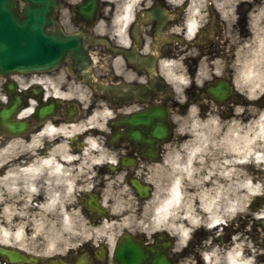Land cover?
<instances>
[{"label": "clouds", "instance_id": "obj_1", "mask_svg": "<svg viewBox=\"0 0 264 264\" xmlns=\"http://www.w3.org/2000/svg\"><path fill=\"white\" fill-rule=\"evenodd\" d=\"M97 2L90 26L73 20L84 0H59L53 16L67 37L107 42L84 45L90 66L81 75L68 57L51 71L0 75V105H9V80L18 93L42 90L15 113L21 131L0 128V264H78L82 257L117 264L126 235L143 237L146 247L166 237V264H264V204L253 207L264 201V0H163L169 23L159 46L153 23H141L157 0ZM27 7L16 0L19 14ZM133 48L154 57L151 72L129 63ZM154 79L165 91L151 103L167 119L154 151L142 154L128 139L113 143L112 122L150 105H116L94 85L126 94ZM217 83L226 92L208 95ZM42 102L60 107L36 119ZM69 104L76 106L70 119ZM125 158L134 165L122 167ZM101 248L105 256H94Z\"/></svg>", "mask_w": 264, "mask_h": 264}, {"label": "flooded vegetation", "instance_id": "obj_2", "mask_svg": "<svg viewBox=\"0 0 264 264\" xmlns=\"http://www.w3.org/2000/svg\"><path fill=\"white\" fill-rule=\"evenodd\" d=\"M86 0H84L85 2ZM81 5V4H80ZM163 5V0H157V4L153 7L151 10L152 12L149 13L148 17L146 19L141 20V23H153V34L157 35V46L162 42V29L167 26L169 21L162 15L161 8ZM101 7V6H100ZM100 7L97 11L96 17L100 14ZM79 8V5H76L73 7V11H75ZM73 20L75 23H84L85 25L90 26L93 22H89L87 19H85L81 14L75 13ZM241 23L243 24V18L241 20ZM86 34L91 40V42H87V44L91 45L93 43L96 44H107L106 41L101 40H93L88 33ZM132 35L136 41V46L139 47L142 45V39L140 36V27L139 24L135 25L132 30ZM87 53V49H86ZM128 61L130 64H132L134 67H137L138 69H143L145 71L151 72L152 65L154 64V57H141L136 53L135 48L125 53ZM89 60V59H88ZM88 66H90V61L87 63ZM51 71V70H49ZM43 72V71H39ZM38 72V73H39ZM46 72V71H44ZM77 75H81V71L77 73ZM86 77L89 76V73H84ZM19 83V82H18ZM221 83H217L216 85H212L209 88H206L205 91L208 95H211L209 90L211 88H214L215 86L219 85ZM226 85V84H225ZM97 87L98 90L103 89L107 95L108 98L112 100V102L116 105L126 104L130 103L133 100H138V102H148L150 107L143 112L133 114L131 116H121L117 120L112 122V126L114 128V136L111 138L113 143H119L123 139H128L133 146L137 148L139 152L142 154H151L154 151L155 141L156 139L163 135V127L162 125L167 124L166 119V111L163 108H159L155 105H153L151 102L152 100L161 92L165 91V86L163 83L159 80H153L151 87H145V86H139V85H133L130 87L129 91L124 94L122 88H115V87H108L104 88L103 85H94ZM5 91L9 94L10 102L9 105L15 104L16 110L15 113L19 110L21 107L22 102L26 103L29 96H33L40 99V96L42 95V90L40 86H33L30 90H26L23 93H18L16 91L17 85L15 82L8 81L4 85ZM192 96L194 98L196 97L195 92L193 91ZM231 98L230 96L226 97V99ZM0 105V109L8 107ZM60 105L55 103H41L39 107V111L35 114L36 119H43L46 116H49L53 114L55 111L59 109ZM65 117L71 118L76 111V106L74 104L65 105ZM13 115V121L17 123L14 120ZM18 124V123H17ZM161 125V126H157ZM123 126L126 130L123 133H120L119 129ZM129 155H132V153H129ZM138 158V154H137ZM135 160L134 158H125L122 160L121 166L127 167L134 165ZM132 183L135 185L137 190L140 192L141 195H144L147 193V188L144 185L139 184L136 181H132ZM90 207H94V198L89 197L88 198ZM261 204H264V201L257 198L256 202L254 203L253 207H259ZM263 226V222H261ZM256 226H253V232L255 233ZM202 233H198V235H201ZM124 238H127L128 240H132L137 242L140 245V248L144 251L147 262L153 260L154 258H158L160 261H165L162 259L164 256L166 257L167 251H168V241L166 237H158L157 242L154 246H148L146 247L143 242V237H137L135 239L131 238L130 236H125L123 239L119 242L120 243L124 240ZM93 255L99 257L105 256V251L103 248L98 250V252ZM116 258V257H115ZM117 261V259H116ZM78 264H87V258L82 257ZM97 264H101V261L98 259ZM118 264V262H117ZM169 264H172V262H169Z\"/></svg>", "mask_w": 264, "mask_h": 264}, {"label": "water", "instance_id": "obj_3", "mask_svg": "<svg viewBox=\"0 0 264 264\" xmlns=\"http://www.w3.org/2000/svg\"><path fill=\"white\" fill-rule=\"evenodd\" d=\"M59 0H28L23 14L16 10V0H0V74L27 73L34 70H48L58 66L66 57L76 66L87 59L82 36L67 37L56 24L53 16ZM96 0L88 2L92 8ZM54 26L55 31L45 29ZM224 91L222 88L213 90ZM15 105L0 112V124L10 133L20 131L21 126L11 122ZM119 264H144L147 262L140 245L127 238L117 250ZM146 264H166L157 257Z\"/></svg>", "mask_w": 264, "mask_h": 264}]
</instances>
